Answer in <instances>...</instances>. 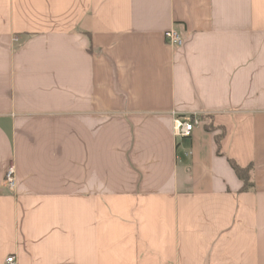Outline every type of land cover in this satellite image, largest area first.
<instances>
[{
  "label": "crops",
  "instance_id": "crops-1",
  "mask_svg": "<svg viewBox=\"0 0 264 264\" xmlns=\"http://www.w3.org/2000/svg\"><path fill=\"white\" fill-rule=\"evenodd\" d=\"M10 256L264 264V0H0Z\"/></svg>",
  "mask_w": 264,
  "mask_h": 264
},
{
  "label": "built area",
  "instance_id": "built-area-1",
  "mask_svg": "<svg viewBox=\"0 0 264 264\" xmlns=\"http://www.w3.org/2000/svg\"><path fill=\"white\" fill-rule=\"evenodd\" d=\"M165 38L171 47H179L184 43L182 36L175 30L168 31L165 34ZM174 123L176 136L180 138H187L191 136L194 127L199 124V121L192 120L191 118H176ZM5 185L11 191H15L16 189V167L13 161L10 163L5 179ZM6 264H17L16 257H8Z\"/></svg>",
  "mask_w": 264,
  "mask_h": 264
},
{
  "label": "trees",
  "instance_id": "trees-1",
  "mask_svg": "<svg viewBox=\"0 0 264 264\" xmlns=\"http://www.w3.org/2000/svg\"><path fill=\"white\" fill-rule=\"evenodd\" d=\"M231 165L234 171L236 172L237 176L244 182V190L245 191L250 190V188L253 186L250 175L251 169L250 168L243 169L233 161H231Z\"/></svg>",
  "mask_w": 264,
  "mask_h": 264
}]
</instances>
